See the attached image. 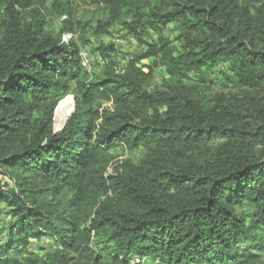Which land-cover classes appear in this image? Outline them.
Here are the masks:
<instances>
[{
	"label": "trees",
	"instance_id": "obj_1",
	"mask_svg": "<svg viewBox=\"0 0 264 264\" xmlns=\"http://www.w3.org/2000/svg\"><path fill=\"white\" fill-rule=\"evenodd\" d=\"M49 1L57 30L20 13L33 0L2 5L0 264H264V0H93L94 35L144 50L117 71L100 44L92 77L69 0Z\"/></svg>",
	"mask_w": 264,
	"mask_h": 264
},
{
	"label": "rangeland",
	"instance_id": "obj_2",
	"mask_svg": "<svg viewBox=\"0 0 264 264\" xmlns=\"http://www.w3.org/2000/svg\"><path fill=\"white\" fill-rule=\"evenodd\" d=\"M23 4H26L22 1ZM3 0H0V30L4 26V22L8 20V17L6 16L5 12L3 11ZM69 6L71 8L72 16L71 19L73 20V27L76 29H83L85 32V38H87L89 41L88 44L84 45V47H81V59L84 63V68L88 72L89 77H92L96 74V76H102V74L107 70L108 63L102 59L101 57H96L93 49L101 45H107L109 43H112L114 47L117 49L118 56L113 57L118 61L117 67L115 68L117 71L122 70L125 68V65L131 57H133L137 52L144 50V46L138 44L133 38L131 37H125L123 36V31H116L115 29H118L116 25L112 28H110V31L113 33V35H103L97 37L94 35L93 31L94 28L97 26L98 20H105L106 14L103 9L102 4H98L94 2L93 0H69ZM37 7L40 8L45 15V21L50 23V27L53 30H57L59 26H61V20H64L67 18V15H56L54 11L50 9V1L49 0H33L32 3H30L27 7H25L24 10H22L20 13H23L25 16V19L28 21L29 18V11L33 8ZM16 9L19 11L20 6L17 5ZM171 25L167 26V29L164 31V35L168 36L171 39H174L177 36V32L173 31L171 29ZM71 36H74L73 34H64L62 35V40H68ZM177 44V43H176ZM145 62V61H144ZM144 71H147L146 67L143 69ZM160 84V73L159 71H156L151 82L149 85V89H152V87H155ZM222 88L220 86H215L214 90H221ZM206 91V90H205ZM212 90L210 88L207 89L206 92H211ZM104 104V103H103ZM109 106L110 104H105ZM75 110V101L72 97V93L69 92L66 96L62 97L60 101L57 103L54 114L56 117L61 116H67L68 118L71 116V114ZM67 121V120H66ZM111 154L113 158L117 161L120 160H131L136 162L139 158V152H129L126 150V148L118 147L111 150ZM10 179L4 175L0 176L1 182H8L10 184ZM0 211L2 214H0V221H4L5 212H4V206L0 204ZM4 218V219H3ZM7 219V218H6ZM6 222V220H5ZM49 241L47 239H43L40 244H44L45 246H50L48 243ZM37 245V242L31 241L30 247L35 248ZM149 260L146 258L139 259V261H134L133 264H149ZM131 264V262H130Z\"/></svg>",
	"mask_w": 264,
	"mask_h": 264
},
{
	"label": "built area",
	"instance_id": "obj_3",
	"mask_svg": "<svg viewBox=\"0 0 264 264\" xmlns=\"http://www.w3.org/2000/svg\"><path fill=\"white\" fill-rule=\"evenodd\" d=\"M80 58H81V52H80ZM81 61H82V59H81ZM82 64H84V63L82 62ZM134 261H139V259H138V258H136V259L132 260V261H131V264H133V263H134Z\"/></svg>",
	"mask_w": 264,
	"mask_h": 264
},
{
	"label": "clouds",
	"instance_id": "obj_4",
	"mask_svg": "<svg viewBox=\"0 0 264 264\" xmlns=\"http://www.w3.org/2000/svg\"><path fill=\"white\" fill-rule=\"evenodd\" d=\"M66 41V40H65Z\"/></svg>",
	"mask_w": 264,
	"mask_h": 264
}]
</instances>
